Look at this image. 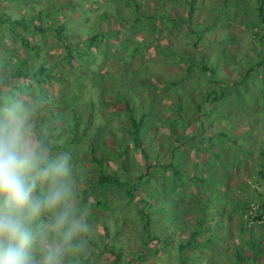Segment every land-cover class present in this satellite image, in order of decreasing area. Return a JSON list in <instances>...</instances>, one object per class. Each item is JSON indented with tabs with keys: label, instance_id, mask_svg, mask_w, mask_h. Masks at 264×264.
<instances>
[{
	"label": "rangeland",
	"instance_id": "rangeland-1",
	"mask_svg": "<svg viewBox=\"0 0 264 264\" xmlns=\"http://www.w3.org/2000/svg\"><path fill=\"white\" fill-rule=\"evenodd\" d=\"M226 1L0 0V108H33L88 211L68 264H264V11Z\"/></svg>",
	"mask_w": 264,
	"mask_h": 264
},
{
	"label": "clouds",
	"instance_id": "clouds-1",
	"mask_svg": "<svg viewBox=\"0 0 264 264\" xmlns=\"http://www.w3.org/2000/svg\"><path fill=\"white\" fill-rule=\"evenodd\" d=\"M33 114L23 102L0 108V264H68L92 230L88 211L74 203L70 156L47 153ZM259 218L243 216L264 227Z\"/></svg>",
	"mask_w": 264,
	"mask_h": 264
},
{
	"label": "trees",
	"instance_id": "trees-1",
	"mask_svg": "<svg viewBox=\"0 0 264 264\" xmlns=\"http://www.w3.org/2000/svg\"><path fill=\"white\" fill-rule=\"evenodd\" d=\"M225 7H228V3H227V1L225 0ZM263 11H264V0H261L260 1V4H259V10H258V13H259V15H263ZM19 22H15V24L17 25ZM261 63H262V61L261 62H259L258 64H256L254 67H251V68H249L248 70H247V74L243 77V80H245V79H247L248 78V75H249V73H251L252 71H254V70H256L257 69V67L259 66V65H261ZM224 93H222L220 96H224L223 95ZM133 126H134V135H136L135 136V140L138 142V139H137V134H138V125L136 124V123H133ZM40 130H37L36 132H39ZM38 140H40L39 142H40V144L41 145H43L44 143H43V141L41 140V139H39L38 138ZM176 175H177V177H179V178H183L180 174H178L177 172H176ZM261 177H264V174H262L261 175ZM110 179L111 178H109V177H107V175H105L104 173L103 174H101L100 175V178H99V181H100V184L102 185V187H104L106 184L105 183H108L109 181H110ZM114 179H112L111 181H113ZM209 202L210 203H219L220 202V199H218V196H213V197H210L209 198ZM113 248H114V245H113Z\"/></svg>",
	"mask_w": 264,
	"mask_h": 264
},
{
	"label": "built area",
	"instance_id": "built-area-1",
	"mask_svg": "<svg viewBox=\"0 0 264 264\" xmlns=\"http://www.w3.org/2000/svg\"><path fill=\"white\" fill-rule=\"evenodd\" d=\"M261 194L262 197H260V200L255 203H251L249 208L245 210L244 219H246L249 223H252V219L256 216L260 217L259 220H257L258 223H264V190L263 189L261 191Z\"/></svg>",
	"mask_w": 264,
	"mask_h": 264
}]
</instances>
